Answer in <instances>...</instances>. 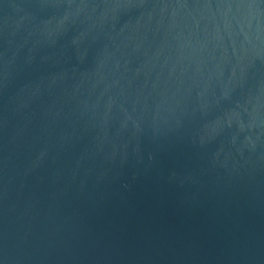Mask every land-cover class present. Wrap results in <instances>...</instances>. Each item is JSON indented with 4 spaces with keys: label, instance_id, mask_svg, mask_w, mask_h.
<instances>
[{
    "label": "water",
    "instance_id": "water-1",
    "mask_svg": "<svg viewBox=\"0 0 264 264\" xmlns=\"http://www.w3.org/2000/svg\"><path fill=\"white\" fill-rule=\"evenodd\" d=\"M0 264H264V0H0Z\"/></svg>",
    "mask_w": 264,
    "mask_h": 264
}]
</instances>
